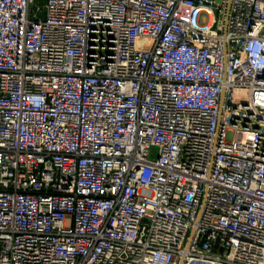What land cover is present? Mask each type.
I'll list each match as a JSON object with an SVG mask.
<instances>
[{
    "label": "built area",
    "instance_id": "2783aa9c",
    "mask_svg": "<svg viewBox=\"0 0 264 264\" xmlns=\"http://www.w3.org/2000/svg\"><path fill=\"white\" fill-rule=\"evenodd\" d=\"M0 264H264V0H0Z\"/></svg>",
    "mask_w": 264,
    "mask_h": 264
}]
</instances>
